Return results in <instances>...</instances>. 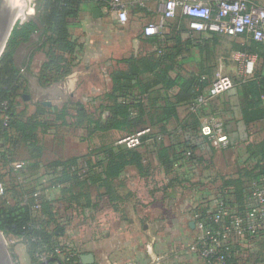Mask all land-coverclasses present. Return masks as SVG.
<instances>
[{
  "label": "crops",
  "instance_id": "crops-1",
  "mask_svg": "<svg viewBox=\"0 0 264 264\" xmlns=\"http://www.w3.org/2000/svg\"><path fill=\"white\" fill-rule=\"evenodd\" d=\"M201 1L214 5L218 0ZM249 1L264 7V0ZM164 2L112 0L109 8L100 9L85 1L72 21V37L78 44L72 71L58 82L44 83L41 79L47 59L45 50L39 48L42 31L36 30L28 41L20 43L15 62L26 78L28 113L47 117L65 106L74 114L85 111L92 121H107L109 108L115 103L114 73L128 69L127 61L136 58L144 71L140 76L146 93L143 100L148 110L158 115L159 105L173 97L177 88L160 84L146 89L155 76L142 59L161 54L158 37L146 35L144 30L151 22H161ZM116 5L127 9L126 23L113 10ZM96 8L100 9L99 17L93 16ZM161 33L170 46L168 58L160 64L166 73L200 76L206 82L205 94L218 75L227 74L235 80L230 90L211 96L207 106L193 112L200 126L212 118L221 119L231 146L217 148L199 131H183L181 124L191 122L192 115L181 106L177 115L163 124L148 121L146 127L152 131L135 148L139 156L119 158L124 166L105 185L102 181L91 183L90 177H108L109 159L104 149L117 145L127 133L102 129L93 122L48 130L43 140L40 170L44 178L39 190L54 207L59 203L67 210L57 215L50 228L56 229L59 240L80 257L93 254L89 264H203L197 251L200 230L196 214L206 215L219 200L227 199L232 213L245 215L252 205L251 182L264 176V92L259 86L264 79L263 50L248 34L229 36L191 29L189 17L181 10L163 23ZM251 82L255 83L248 85ZM47 101L51 106L43 104ZM183 142L196 146L190 163L178 151ZM71 160L79 171L83 163L87 165L79 174L87 179L88 204L84 200L70 203L60 189L50 186L51 174H46V167ZM26 174L31 176L28 171ZM144 190L150 192L152 203L141 196ZM84 224L96 234H86ZM227 264H264V236L234 240Z\"/></svg>",
  "mask_w": 264,
  "mask_h": 264
},
{
  "label": "trees",
  "instance_id": "trees-1",
  "mask_svg": "<svg viewBox=\"0 0 264 264\" xmlns=\"http://www.w3.org/2000/svg\"><path fill=\"white\" fill-rule=\"evenodd\" d=\"M85 1L87 0H35L34 7L39 21L31 19L24 23L17 22L0 58V165L12 164L14 162L13 154L23 142L29 148V153L27 158L22 161L26 162V172L31 173V176L23 178L25 183L21 182L17 185V189L22 190V194H16V186L9 187L1 181L6 192L4 196H0V228L6 234L22 237L27 245L28 253L33 258L35 257L36 264H40L36 255L38 251L51 252L56 246H60L61 254L55 253L49 257L51 263L83 264L75 249L71 248L78 255L69 256L67 249L70 247L59 240L56 229L50 228V224L58 220V212L52 202L42 194L38 197L32 196L39 189L40 181L44 178L40 169L45 147L42 138L38 137L39 130L45 134L48 133V130L57 129L60 126L76 123L81 126L85 122L87 125H91L93 122L102 129L114 128L124 131L128 136L147 128L148 121L152 124L165 123L177 115L179 107L194 104L200 95L207 92L206 82L200 76L192 78H185L180 74L171 76L166 73V69L160 67L161 62L168 58L170 51V46L160 32L154 36L158 37L157 40L163 46L161 54L158 58L142 59L143 64H146L145 67L151 68L155 76L146 89L162 84L169 88L176 87L177 91L173 97L164 99V102L159 105L158 115L149 111V106H146L143 100V95L146 93L140 76L144 71L136 58L127 61L128 69L118 70L114 73L116 83L113 98L115 103L109 108L110 116L107 121L104 122L100 119L92 121L89 118L90 114L85 111L78 110L74 114L65 106L51 112L47 117H42L43 115L37 113H26L23 104V95L27 91L26 78L15 62L17 46L28 41L31 35L40 29L42 35L39 48L45 50L47 57L41 70V79L44 83L58 82L64 79L72 71L73 56L78 47L77 41L73 39L71 33L72 21L79 16L80 7ZM90 1L101 9L109 8L112 0ZM253 43L263 50L261 55H264V42L254 40ZM253 83L255 82L248 85ZM259 86L264 92V79H261ZM193 112L190 111L191 122L187 121L181 124L183 131L189 129L195 133L199 131L200 122ZM245 113L248 117V111ZM146 137V134L142 137V143ZM178 148L180 154H184L188 149L194 153L196 146L193 143L183 142L178 144ZM104 153L109 159L108 177L91 176V183L102 181L107 185V179L118 173L124 166L119 158L127 156L137 158L139 156L135 148H128L122 144L106 147ZM161 155L166 154L161 153ZM59 165L64 167L57 169ZM74 165H76L75 160H71L64 163L54 162L46 167V174L48 171L51 174L49 175L50 186L53 189H60L61 195L70 203L84 200L88 204L91 199L88 186L85 184L87 179H82L78 168ZM12 176L14 181L18 182V175ZM25 195H29V199L24 204ZM36 200L41 203L39 211L33 208ZM14 257L16 259L15 255ZM77 259L78 261H76Z\"/></svg>",
  "mask_w": 264,
  "mask_h": 264
},
{
  "label": "built area",
  "instance_id": "built-area-1",
  "mask_svg": "<svg viewBox=\"0 0 264 264\" xmlns=\"http://www.w3.org/2000/svg\"><path fill=\"white\" fill-rule=\"evenodd\" d=\"M113 10L122 23L129 19L127 9L121 5L114 6ZM189 17V27L194 30L239 36L248 34L256 41L264 42V7L249 0H218L210 5L201 0H165L163 14L160 23L151 22L145 27L146 35L159 34L163 23L177 16L178 11ZM235 82L230 75H218L211 83L210 92L202 94L194 104L184 106L187 111H198L208 105L211 96L227 92ZM147 127L135 134L124 136L117 140V144L128 148H138L142 145V137L151 132ZM201 136L205 137L214 147L226 149L231 146V139L226 132L224 123L219 118H212L203 123L199 129ZM185 161L191 162L193 151L188 149L184 153ZM16 172L21 173L20 178H26V162H14ZM87 165H81V174ZM6 192L4 184L0 181V196ZM41 191L38 189L32 196L38 197ZM251 207L245 215L234 214L227 199L217 202L215 209L206 214H196V222L200 230L197 242V251L203 264H227L233 255L234 240L245 237L264 236V176L254 178L250 188ZM29 195H25L23 203H27ZM36 211L41 209V203L36 200L33 204ZM58 214L66 212L61 204L55 207ZM23 240V238H20ZM70 257L77 256V252L67 249ZM61 254L60 246H56L51 252H37L40 264L51 263L49 257L53 254ZM81 258V257H80ZM78 261V259L76 260Z\"/></svg>",
  "mask_w": 264,
  "mask_h": 264
},
{
  "label": "water",
  "instance_id": "water-1",
  "mask_svg": "<svg viewBox=\"0 0 264 264\" xmlns=\"http://www.w3.org/2000/svg\"><path fill=\"white\" fill-rule=\"evenodd\" d=\"M20 0H0V58L4 53L8 40L12 34V31L19 21V23H24L31 19L39 21L36 15V8H33V12L30 13L28 9V4L25 9L26 16L24 19L17 20V15L19 11ZM101 15L100 9L96 8L94 10V17H99ZM23 97L28 100V95L24 93ZM45 106H51V102H43ZM81 260L85 264H89L93 261V254H84L81 256ZM0 264H17L15 257L8 247L4 231L0 228Z\"/></svg>",
  "mask_w": 264,
  "mask_h": 264
},
{
  "label": "rangeland",
  "instance_id": "rangeland-1",
  "mask_svg": "<svg viewBox=\"0 0 264 264\" xmlns=\"http://www.w3.org/2000/svg\"><path fill=\"white\" fill-rule=\"evenodd\" d=\"M31 4H32V6L34 8V6H35V0H31ZM102 23L105 24L106 22L103 21ZM234 82H235V80H234ZM25 102H26V99L24 98L23 104L26 106V103ZM28 112L29 111L26 108V113H28ZM38 137L39 138H42V140H44L45 134L42 133L41 130H39ZM28 150H29V148L22 142L17 147L15 154H13V157H14L13 160H14V162H19V161L25 160L27 158V156H28V153H29ZM14 162L12 164H10V165H4V166H1L0 165V181L5 182L9 187L16 186V194H22V190L17 189L18 188L17 185L19 183H21V182L22 183H25V181H24L23 178H19L18 182L17 181H14L12 175L15 176V174L17 175V173H19V172H16V168L14 167ZM20 174L21 173H19V175ZM9 192H10V190H9ZM141 196L145 199L146 202H149V203H152L153 202V200L151 198V194H150L149 191H145V190L142 191L141 192ZM149 203H146V205L149 204ZM83 227L85 229L84 231L86 232V234H88V235L89 234H96V231L90 225L84 224ZM4 235H5V238H6L8 247L12 251L13 255L16 256V259L15 260H16V263L17 264H36L35 257L33 258L28 253L27 245H26L25 241L21 240L18 237L12 236L11 234L4 233Z\"/></svg>",
  "mask_w": 264,
  "mask_h": 264
},
{
  "label": "bare ground",
  "instance_id": "bare-ground-1",
  "mask_svg": "<svg viewBox=\"0 0 264 264\" xmlns=\"http://www.w3.org/2000/svg\"><path fill=\"white\" fill-rule=\"evenodd\" d=\"M27 4H28L29 12L30 13L33 12V6L31 4V0H20L19 11H18V15L16 16L17 20H21V19L25 18V16H26L25 9L27 7Z\"/></svg>",
  "mask_w": 264,
  "mask_h": 264
}]
</instances>
